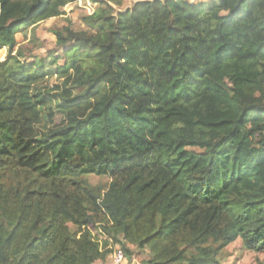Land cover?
I'll return each instance as SVG.
<instances>
[{
	"label": "trees",
	"instance_id": "obj_1",
	"mask_svg": "<svg viewBox=\"0 0 264 264\" xmlns=\"http://www.w3.org/2000/svg\"><path fill=\"white\" fill-rule=\"evenodd\" d=\"M74 1L0 0V49ZM90 1L63 57L0 63V264H97L103 233L143 264L264 252V0ZM48 69L82 92L42 130Z\"/></svg>",
	"mask_w": 264,
	"mask_h": 264
},
{
	"label": "rangeland",
	"instance_id": "obj_2",
	"mask_svg": "<svg viewBox=\"0 0 264 264\" xmlns=\"http://www.w3.org/2000/svg\"><path fill=\"white\" fill-rule=\"evenodd\" d=\"M112 9V15L124 11L132 7L138 1L144 0H104ZM189 2H199L204 0H187ZM61 15L38 22L28 30H20L16 34L17 44L12 51L8 48L0 49V63L7 61L10 57H16L21 63L31 64L35 60H48L50 56L63 57L62 49L56 45L54 36L55 31H60L65 35V30L72 32H90L95 33V30L90 29L85 21L86 17L93 14L94 9L90 0H77L68 3L61 8ZM69 45V44H68ZM50 75L45 77L39 84L36 85L47 101L43 113L47 114L48 110L52 112L53 119L50 125L42 122L40 127L42 130L50 129L56 126L62 119V114L56 111V103L62 100L64 93H70L72 97L82 92V88H77L73 76L69 79L60 77L53 70L48 69ZM70 75L71 72L69 73ZM71 97V98H72ZM91 186L105 190L110 182L108 177H97L94 175L87 176ZM94 227V228H93ZM90 227L93 238H97V233L100 231V224ZM104 240H108V246L102 251H110L107 253L104 260L97 262L103 264H113L111 254L114 249L120 247L111 237L102 234ZM120 241H124L119 238ZM99 243V241H97ZM100 245H102L100 243ZM129 254L125 256L124 262L121 264H143L150 258V253L147 248L140 250L133 245H127ZM217 264H264V252L246 249L240 240H236L223 248L217 256Z\"/></svg>",
	"mask_w": 264,
	"mask_h": 264
},
{
	"label": "built area",
	"instance_id": "obj_3",
	"mask_svg": "<svg viewBox=\"0 0 264 264\" xmlns=\"http://www.w3.org/2000/svg\"><path fill=\"white\" fill-rule=\"evenodd\" d=\"M124 258H125L124 254L121 251V249H119V247H117L116 249L112 251L111 260L113 264H121L122 262H124L125 260ZM98 264H101V263H98Z\"/></svg>",
	"mask_w": 264,
	"mask_h": 264
}]
</instances>
